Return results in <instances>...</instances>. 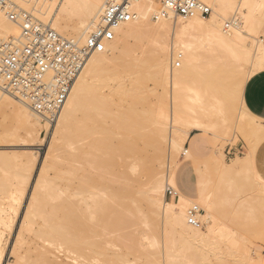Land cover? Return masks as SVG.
Here are the masks:
<instances>
[{
  "label": "bare ground",
  "instance_id": "bare-ground-1",
  "mask_svg": "<svg viewBox=\"0 0 264 264\" xmlns=\"http://www.w3.org/2000/svg\"><path fill=\"white\" fill-rule=\"evenodd\" d=\"M10 1L37 22L48 24L60 36L79 44L84 43L88 33L97 25L105 2ZM198 1L212 9L209 17L155 19L162 10L161 0L133 3L134 20L116 28L115 37L107 43L106 50L88 59L59 117L49 129L24 103L0 90V114L8 115L17 123L15 130L0 124L1 143L18 142V145L33 146L38 142L40 128L52 129L45 163L32 187L38 165L36 151L26 149L28 153L23 151L16 156L15 165L7 160L0 162L1 171L7 172V177H0V264L6 262L7 240L30 187L31 195L12 249L17 261L22 255L17 253L16 245L24 243L26 231L32 233L35 219L42 221L34 232L38 238H48L55 246L71 249L79 244L76 230H83L79 231L82 236L84 229L87 234L97 226L102 233L107 231L110 227L105 218L107 211L114 215V224L127 223L133 227L142 224L143 230L138 229V245L147 251L155 249L151 254H155L152 256L158 264H184V260L186 264H212V261L213 264H228L229 257L238 254L232 250L236 246H239L236 250L248 255L246 240L241 241L238 237L241 241L238 243L230 233L224 242L227 251L215 247L218 242V245L220 241L222 243L221 229L209 195H197L191 200L178 194V200L166 199V188L175 189L174 174L180 163L179 155L183 159H192L185 147L192 132L207 133L221 140L224 137L220 131L231 127L233 138L242 137L247 142L249 164L264 139V120L252 115L241 97L246 80L264 70V40L259 38L263 37V33L260 34L264 29L261 18L264 0ZM19 33L13 23L0 15L1 37L13 38ZM141 41H147L145 44L151 47L150 55L147 52L149 58L127 61L130 43L136 45ZM168 43L169 53L163 50ZM202 55H206L205 60H201ZM148 79L154 87L150 91L141 90V85ZM144 96L152 99L149 104L152 108L148 111L141 108ZM232 99L239 101V107L236 116L230 118L231 108L225 102L230 100L232 103ZM222 160L219 147L210 161L216 169ZM164 166L162 174L160 170ZM48 170H53V177H49ZM250 170L255 182L263 187L264 194V181L254 173L252 166ZM63 180L69 185H65L66 188L62 186ZM72 181L78 188L73 190L72 187L70 191L68 187L72 186ZM137 187L140 188L134 190ZM193 204L202 211L198 215L202 223L200 228L186 223V208ZM147 213L154 217L150 225L155 223V227H148ZM251 216L249 220L253 221L256 216ZM87 219L93 220L94 226L87 223ZM255 221L250 223L261 224L259 220ZM144 228L158 229L159 237L156 230H151L156 234L150 235L151 232L147 233ZM100 234L93 236H106ZM89 239L82 241L85 246L79 244L78 247L91 249L93 243ZM243 256L240 255L236 263L243 260ZM234 259H230L232 264H235ZM250 261L248 257L251 264ZM261 262L264 263L262 258ZM125 263L130 264L129 261Z\"/></svg>",
  "mask_w": 264,
  "mask_h": 264
},
{
  "label": "rangeland",
  "instance_id": "rangeland-1",
  "mask_svg": "<svg viewBox=\"0 0 264 264\" xmlns=\"http://www.w3.org/2000/svg\"><path fill=\"white\" fill-rule=\"evenodd\" d=\"M261 18H262V21H264V15ZM263 30H261L260 35H262ZM259 38L263 39V37H261V36H259ZM145 43H147V41H143V42L141 41L136 45L131 42L129 45V48H130V54L129 55L130 56H128L129 58H126V60L131 61V60H134V58L135 59H138V58L139 59H141V58L142 59H146V58L148 59L149 55H150L149 50L151 47H149V45L145 44ZM131 49H132V51H131ZM163 50H165V52L169 53L170 43H168L167 48H165ZM147 52L149 53V55ZM202 53L205 54V51L203 50ZM202 56H204V57L201 60H205L206 55H202ZM262 71H264V70H262ZM247 80H246V82H247ZM143 84L140 87L141 90L146 89V91L147 90L150 91L151 88L154 87L153 82H151V80H149V79H148V81L146 80V82L144 81ZM147 93H149V92H147ZM141 98H143V95H141ZM144 98L145 99L148 98V99H146V100L142 99L141 100V102H142L141 108L148 111L152 108L150 106L152 104L151 103L152 99H150L149 97H145V96H144ZM236 101L237 100L232 99V103L230 102V100L228 102H225V105L230 106L228 108H231L232 115L230 116V118H233V116H236V114H237V110H238L237 108L239 107V101L238 102H236ZM141 102H140V104H141ZM233 108L236 111H234ZM234 112H235V114H234ZM0 124L5 128L6 127L8 129L12 128L11 130H15V128L17 126V123L15 121L11 120L8 115H2V114H0ZM230 128L229 127H228V129L225 128L227 131L225 129H222L224 132L222 130L220 131L219 134L222 137H224L223 138L224 140L223 139L216 140L212 135H206V137H205L206 150H205V153L203 155H201L199 152H197L195 150L192 159L190 161H186V162H183L184 157H182L181 154L179 155V161L182 162V164L180 165L178 173H177V183H178V187H179L180 191H182L184 193L191 194V196H193V197L196 196L197 189H198V195H209V199H210L212 206H213V211H214L215 215H217V218H218L217 220L219 221L218 226L221 229V233H220L221 239L220 238L219 239L222 240V243H223L222 244L220 241V244L218 245V243H219L218 242L215 247L218 246V248H220V249L224 248V250L227 251L226 247H228V246L226 243L224 244L225 240L228 238L227 235L232 234L231 236H233V237L235 236L234 239L241 237V241H242V239H245L246 241H244V242L247 245H249L248 246V249H249L248 255L245 254L246 255L245 256L243 254V251H241L239 249L236 250L239 247V246L238 247L236 246L232 250H234L233 253L236 254V252H237L238 254H236V255L234 254L235 256L233 255L235 257V259L232 256L229 258L232 259V261L234 259L235 261L233 263L237 264L238 261L236 263V259L238 260V259H240V255H242V256L244 255L243 257H245V258L243 260H241L238 264H241L243 261H244L243 262L244 264L246 262H247L246 264H250V263H248V257H249V260L252 261V262L250 261L251 264H260V263L262 264L263 261L261 262V258L264 260V232H263L264 226H260V225H262V224L264 225V219L262 218L264 215L263 214L264 209L261 208V207H264V199H263L264 194L262 193L263 187L261 188V185L259 183H257V181L255 182V179L252 178L253 174L250 170L251 165L249 164V159L247 158V154H244L245 153V147L247 148V142L244 139H242V137L239 139L233 138V131L231 132ZM44 130L45 129L40 128L39 135H38V138H39L38 142H35L33 146L18 145V144H20L18 142H15V143L14 142H2V143L0 142V162L3 160H5V162H6V160H7L8 163L15 165L18 161L16 156L23 154V151H24V153H28L31 150H33V152H35V151L37 152V154H38V165H37L35 173H34V177H33L32 183H31V187L33 185V182H35V179L37 178V174L39 173V169H41V167L45 163L44 158L46 157V154H47V151L49 148V144L51 142L52 129L51 130H45L46 133L44 132ZM263 141H264V139L261 141V143ZM39 143H41V144H39ZM188 144H189V141L185 144V146H187ZM219 147H221V153L223 154V160H222L220 167L215 169L212 162L210 161V158L214 154L211 157H210V155L213 151H215V149L217 152V149ZM26 149L28 150V152L25 151ZM5 157H7V158H5ZM234 158H235V160H233ZM239 158H243V159H239ZM164 168H165V166L163 168H161V170H160L162 172V174L165 172ZM51 171H53V170H51ZM51 171L48 170L49 177L54 176L53 175L54 173ZM6 173L7 172H5V174H4V172L1 171V169H0V177H5ZM254 173L259 177V175L255 171V169H254ZM263 176H264V174H263ZM61 182L64 183V184H62V186L63 185L69 186L66 183L67 181H65V180H63ZM73 183H74V186H73ZM75 185H77V184H75V181H72V186L70 185L71 187H68L69 190L71 188L70 191H72V187L74 190ZM64 186H63V188H64ZM66 186H65V188H66ZM31 187L29 188L27 196L25 198V201H24V203H23V205L19 211V215L15 221V226L12 230V233L8 237L7 249H6V254H5V261L6 262L4 264H13V262H14V264H27V262H28V264H52L51 262H55L53 264H57V263L58 264H70V263L71 264H88V263L89 264H97V263L98 264H101V263L102 264H116V263L117 264H126L125 263L126 261H129L130 264H156L158 262L157 259L155 257H154L155 258L154 259L152 256L155 254H151V252L155 251V249H153L152 251H147V250H145V248L138 245L139 244L138 238L140 237V235H138V234H140V233H138L139 232L138 229L143 230V227H141L142 224H141V226L138 225L139 227H137V226L133 227L130 225L128 226L127 223L120 224V225L114 224L113 223L114 215L112 213L110 214V212H108V211L105 214V218H107L106 221L109 220L108 224L110 225V227L108 226L109 227L108 228L107 227L108 224L106 223V229L108 228L106 232H108V233H106V232L102 233V229L100 231L99 230L100 227L98 228V226L96 227V229H97L96 230L94 227H92V226H94V224H92V222L93 223H95V222L93 220H88V219H87V221H88L87 223L91 222V224H92L91 227L94 228L95 230H91V233H87L88 234L87 235L85 232H88V231L87 230L85 231V229H84V232H83L84 236H82L81 232H79V231H83V230L78 229V230H76L78 232L75 231V233H78V235H77L78 237H79V235H81L79 238L76 236L79 244H81V245H79V244L78 245L79 246L84 245L83 242L84 241L87 242L88 238H90L89 241L91 242V244L93 243L91 245V249H89L87 246L84 247L85 245L83 246L84 249L78 247V245H76L77 246L76 248H71V249L66 248L65 249L63 247H59L58 245L55 246L54 243H49L51 240L48 238H45L46 240L48 239L47 242L45 241V239L43 240V239L38 238L34 232L36 230H38V228H39L38 224L40 225L42 221H41V219H35L34 222L36 224L33 225L34 228L32 229V233H31V231H26L24 233V243H23L24 245L23 244L22 245L20 244V246H19V244L16 245L17 249H18L17 253L22 255L21 259H23V260L20 259L17 261L15 259L16 257L14 255V253L12 252V249H13V245L15 243V239L17 237V233L20 229V224L22 223V220H23V217L25 214L26 206L28 204L27 202L29 200L28 196L31 195L30 194L32 191ZM76 188H78V186ZM138 188H140V187L134 188V190H137ZM85 196H87V194ZM167 201H169V200H167ZM189 206L190 205H188L187 208ZM150 214L149 213L146 214L147 218H149L151 220V221L149 220L150 222L148 221V227L149 228L152 226L153 227L156 226L155 223L152 224V226L150 225L151 222L153 223V221H154V217L151 216L152 214L151 215ZM254 214L256 216V217L253 216L254 220H256V221L259 220V223H261V224H256V223L251 224L254 220L250 221L249 219H251V217H252L251 215H254ZM108 216H109V219H108ZM123 219L126 220L127 218H123ZM249 223H250V225H249ZM91 224H88V225H91ZM247 224H248V227H247ZM115 226H117V227H115ZM250 226L254 227L256 229L249 228ZM144 230H147V233L151 232L150 235H153V233L154 234L157 233V237H159L160 231L158 229H155V228L152 229L151 228V230H153V231L156 230L155 231L156 233L151 231L150 229L144 228ZM157 230H158V232H157ZM99 232L101 234H106V236L101 235ZM90 234H91V236H90ZM94 234H100L101 236L98 235V237H96L97 235L93 236ZM110 235L111 236L113 235V236L111 237ZM220 235L218 237H220ZM87 236H88V238H87ZM95 237L97 238V240ZM104 237L107 240H105ZM109 237L111 238V240ZM155 237H156V235H155ZM35 238H37V239H35ZM29 239H30V241H29ZM238 239H240V238H238ZM238 239L236 241L238 243H240L241 241H239ZM135 242H137V243H135ZM39 243H41V244H39ZM47 243H49V244H47ZM44 244L46 246H44ZM47 247H48V249H47ZM86 248H88V249H86ZM34 249L36 251H34ZM49 249H50V252H49L50 254L47 252V251H49ZM39 250H41L42 253ZM228 250H230V249H228ZM75 251H77V252H75ZM240 251L242 252V254ZM251 251L253 254H250ZM83 252H85V253H83ZM148 252H150V253H148ZM239 252H240V255H239ZM91 254H93V255H91ZM143 255H145V256H143ZM180 255H182L181 257H183L182 253H180ZM238 255H239V258H237ZM45 256L48 258H46ZM254 256H255V258H253ZM246 258H247V261H245ZM230 259H228V261H227L228 264H232L231 263L232 261L230 262ZM254 259H255V261H254ZM99 260H101V261H99ZM15 261H17V262H15ZM151 262H154V263H151ZM184 262H185L184 264H186V260H184ZM213 263L214 262L212 261V264ZM187 264H188V262H187Z\"/></svg>",
  "mask_w": 264,
  "mask_h": 264
},
{
  "label": "built area",
  "instance_id": "built-area-1",
  "mask_svg": "<svg viewBox=\"0 0 264 264\" xmlns=\"http://www.w3.org/2000/svg\"><path fill=\"white\" fill-rule=\"evenodd\" d=\"M140 0H105L99 21L83 44L56 33L48 24L37 22L10 0H0V15L13 23L17 37L0 36V90L21 101L49 129L59 117L71 89L88 59L106 50L115 29L135 18L132 5ZM155 19L209 17L212 9L198 0H161ZM45 132V130H44ZM175 189L166 188L167 200H178ZM202 211L197 205L186 210V223L200 228Z\"/></svg>",
  "mask_w": 264,
  "mask_h": 264
},
{
  "label": "crops",
  "instance_id": "crops-1",
  "mask_svg": "<svg viewBox=\"0 0 264 264\" xmlns=\"http://www.w3.org/2000/svg\"><path fill=\"white\" fill-rule=\"evenodd\" d=\"M263 40H264V30H263ZM254 75L251 76L245 83L243 92H242V99H243V103L246 109L252 115L264 120V71H260ZM206 135H209V134L198 132V131L192 132L189 135L187 139V142L189 141V144L185 147L187 148L189 154L192 157H193L195 150L199 152L201 155L205 153ZM215 152H216V149L215 151L211 153L210 157ZM247 152H248V149L245 147L244 154H247ZM183 160H184L183 162H186V161H190L191 159H183ZM181 164L182 162L179 163V166L177 167L175 174H174L175 189L179 194H181L182 196L188 199H191V200L196 199L198 195V189L196 191V196L193 197L191 196V194L180 191L178 187L177 173H178V170ZM250 165L252 166L253 169H255L259 177L264 181V176H263L264 174V141L254 151L252 158L250 160Z\"/></svg>",
  "mask_w": 264,
  "mask_h": 264
}]
</instances>
